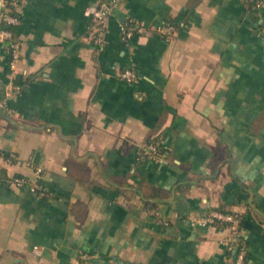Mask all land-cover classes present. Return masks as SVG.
Listing matches in <instances>:
<instances>
[{"label": "crops", "instance_id": "obj_1", "mask_svg": "<svg viewBox=\"0 0 264 264\" xmlns=\"http://www.w3.org/2000/svg\"><path fill=\"white\" fill-rule=\"evenodd\" d=\"M99 1L28 0L14 68L0 38V150L16 156L0 175L42 168L48 192L0 185V264H237L228 229L191 222L218 208L243 214V264H264L261 15L243 0H123L99 47L84 13ZM126 15L150 28L129 45ZM153 137L163 161H140Z\"/></svg>", "mask_w": 264, "mask_h": 264}, {"label": "built area", "instance_id": "obj_2", "mask_svg": "<svg viewBox=\"0 0 264 264\" xmlns=\"http://www.w3.org/2000/svg\"><path fill=\"white\" fill-rule=\"evenodd\" d=\"M28 0H0V38L4 41H9L11 51V66L14 68L16 62L21 55V43L15 38L14 32L9 27H17L21 23V11ZM244 1V0H243ZM254 1V6L262 12L261 27L264 36V0H249ZM123 0H100L97 4H90L85 8V15L90 18L91 25L89 36L96 46L102 47L107 44L108 20L113 13L122 6ZM150 28L130 15H126L125 19L119 24V31L122 40L126 45L132 43L137 34H148ZM177 30V27L172 23H166L155 26V31L162 36L170 38ZM120 78L128 83L138 79V72L134 64L126 67L121 73ZM10 95L18 94L21 87L12 83L8 84ZM6 98L0 100V110L4 108ZM138 159L140 161L156 160L163 161L165 152L160 142H146L141 145L138 150ZM0 159L12 161L16 159L14 153H6L0 150ZM42 175V168L35 170V175L32 177L11 175L0 177V185H7L13 188L28 189L40 197L48 196V192L39 186V179ZM151 213L158 215L157 210L153 209ZM242 218L241 212H224L221 210H211L208 214L191 217L193 225L199 226H214L216 228L228 229L230 235L224 240V245L228 252H237V264H243L247 254V240L242 233ZM36 253L40 252V247L35 246ZM81 260L87 259L89 256L85 253L81 254Z\"/></svg>", "mask_w": 264, "mask_h": 264}, {"label": "trees", "instance_id": "obj_3", "mask_svg": "<svg viewBox=\"0 0 264 264\" xmlns=\"http://www.w3.org/2000/svg\"><path fill=\"white\" fill-rule=\"evenodd\" d=\"M244 3L247 5V7H248L249 10H251L253 12H257L259 15H262V12L259 9H256L255 8L254 1L244 0ZM172 24H174V23H172ZM9 28L14 32V35H15V28L16 27H9ZM147 142H154V143H156V142H160V141H159V138L158 137H153V138L149 139ZM0 177H1V175H0ZM151 205H152L151 208H153V204H151ZM221 209H223V208H218L217 210H221ZM221 211H224V210H221ZM224 212H226V211H224ZM222 227H219V229H221ZM237 252L238 251H236V252H233L232 251L231 252V255L235 259H236V256H237Z\"/></svg>", "mask_w": 264, "mask_h": 264}]
</instances>
